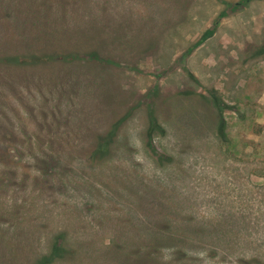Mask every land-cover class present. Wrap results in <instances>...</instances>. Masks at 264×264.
Instances as JSON below:
<instances>
[{"label":"rangeland","instance_id":"1","mask_svg":"<svg viewBox=\"0 0 264 264\" xmlns=\"http://www.w3.org/2000/svg\"><path fill=\"white\" fill-rule=\"evenodd\" d=\"M44 257L264 264V0H0V264Z\"/></svg>","mask_w":264,"mask_h":264},{"label":"trees","instance_id":"2","mask_svg":"<svg viewBox=\"0 0 264 264\" xmlns=\"http://www.w3.org/2000/svg\"><path fill=\"white\" fill-rule=\"evenodd\" d=\"M148 127L150 128V130H151V132H153L154 131V128H156L155 126H154V121L149 117L148 118ZM219 132H221L222 133V129L220 128V130H219ZM223 134V133H222ZM58 251H59V249L56 247L55 248V251H53V253H52V255H51V257L53 258L57 253H58ZM51 259H49L48 257H44V258H42L40 261H39V263L38 264H48L49 263V261H50Z\"/></svg>","mask_w":264,"mask_h":264}]
</instances>
